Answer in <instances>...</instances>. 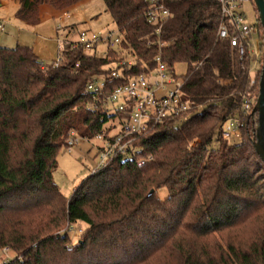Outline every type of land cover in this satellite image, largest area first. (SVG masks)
<instances>
[{"label":"trees","instance_id":"trees-1","mask_svg":"<svg viewBox=\"0 0 264 264\" xmlns=\"http://www.w3.org/2000/svg\"><path fill=\"white\" fill-rule=\"evenodd\" d=\"M17 1L18 17L30 24L42 4L61 9L82 0ZM104 1L123 35L105 56L68 47L59 65L43 66L32 46L0 45V247L16 252L2 264H149L156 257L161 264H264V160L253 112L262 67L253 75L250 54L219 37L217 0H162L171 16L160 34L147 21V0ZM159 54L173 70L186 65L183 90L193 112L137 138L151 160L117 155L68 198L54 179L68 135L92 136L112 117L102 104L90 108L88 84L126 59L133 60L126 74L145 71ZM244 95L254 99L250 111ZM235 114L244 120L238 142L222 136ZM77 222L86 228L73 242ZM248 222L247 242L211 243Z\"/></svg>","mask_w":264,"mask_h":264},{"label":"built area","instance_id":"built-area-1","mask_svg":"<svg viewBox=\"0 0 264 264\" xmlns=\"http://www.w3.org/2000/svg\"><path fill=\"white\" fill-rule=\"evenodd\" d=\"M147 1L149 3L146 11L147 21L154 25L157 33L160 34L163 24L171 16V11L162 0ZM217 1L223 17L218 30L219 37L229 38L232 46L237 47L241 54L246 52L250 54L253 71V64L260 66L262 60L264 61V45L262 47L260 44L262 37L258 27L248 22V14L244 10L245 3L252 0ZM69 16L70 12L64 10L60 13V20ZM6 21L0 19V30L4 29ZM254 31L258 33L257 38H253ZM122 37V32L118 28L116 31L106 33L94 32L88 28L60 22L57 26L56 37L59 58L54 61V65L57 66L62 62L64 52L68 47L71 50L81 49L84 52L93 53L97 45L104 42L107 44V52L109 48H116L121 43ZM132 63V59L116 63L107 75L93 80L87 86L86 91L93 95L90 108L95 109L101 104L104 105L112 115L110 120L92 136L81 135L76 130H72L67 137L69 151L83 141L95 149V164L91 169L92 173L104 167L110 159L117 155L137 157L139 164L151 160L152 154L143 155L144 147L137 144V138L151 126L167 118L184 119L186 114L194 110L193 103L183 90V78L176 75L175 70L161 54L155 57L153 67H147V70L135 75L126 74V67H131ZM42 64L45 66L46 63L42 62ZM121 78L125 79L114 85ZM112 84L113 87L109 89ZM243 99V110L250 111L254 99L249 95H244ZM243 126L242 117L238 114L232 115L223 126V138L229 140L240 138ZM3 249L5 255L8 256L11 249L9 247Z\"/></svg>","mask_w":264,"mask_h":264},{"label":"rangeland","instance_id":"rangeland-1","mask_svg":"<svg viewBox=\"0 0 264 264\" xmlns=\"http://www.w3.org/2000/svg\"><path fill=\"white\" fill-rule=\"evenodd\" d=\"M19 3L16 0H0V18H6L9 22L4 31L0 30V45L14 47L18 43H25L31 45L39 57L45 63H52L59 58L58 42L54 39L57 37V26L60 22L63 24L77 25L80 28H88L94 32L102 31L104 33L109 31H116L117 26L111 13L107 10L104 0H82L81 2L71 5L67 8L58 9L61 13L64 10L70 12V16L60 20V15H48L38 25L36 23H25L21 20L17 11ZM57 9V8H56ZM244 10L248 14V22L254 25L257 21V12L252 1L246 2ZM253 38H257L258 33L254 31ZM75 35V34H74ZM261 46L264 45V34L261 33ZM54 37V39H53ZM75 37V36H73ZM107 44L102 42L93 50L98 56H103L106 52ZM262 63L252 65L254 75L257 70L262 67ZM175 73L183 78L186 72V65L184 63H176L174 66ZM239 138H233L230 141L238 142ZM94 148L83 141L69 151L62 149L58 155V165L54 171V179L59 185L61 191L68 198L72 196L75 188L81 181L92 173V167L95 164ZM162 197L167 196V190L164 188L160 191ZM253 223V221H252ZM248 222L240 228L231 229L224 233V235L215 234L211 239V243L224 244L226 241L239 240L247 242L251 236L253 224ZM86 224L84 222H77L70 228L72 241L77 242L83 237L81 229L85 231ZM225 238H224V237ZM9 256V257H8ZM8 256L5 255L4 249L0 247V264L13 259L16 256L14 250H10ZM169 258V257H167ZM164 258L156 257L150 261L149 264H161Z\"/></svg>","mask_w":264,"mask_h":264},{"label":"water","instance_id":"water-1","mask_svg":"<svg viewBox=\"0 0 264 264\" xmlns=\"http://www.w3.org/2000/svg\"><path fill=\"white\" fill-rule=\"evenodd\" d=\"M256 9L259 12V19L264 27V0H254ZM258 113V125L256 129L255 148L260 157L264 160V61L262 64L261 78L259 82V95L253 108ZM154 190L151 191L153 193Z\"/></svg>","mask_w":264,"mask_h":264},{"label":"crops","instance_id":"crops-1","mask_svg":"<svg viewBox=\"0 0 264 264\" xmlns=\"http://www.w3.org/2000/svg\"><path fill=\"white\" fill-rule=\"evenodd\" d=\"M17 1V0H16ZM18 2V1H17ZM19 3V2H18ZM54 12H55V14H54ZM60 13H61V11L60 10H58V9H56L54 6H52V5H50V4H42L40 7H39V9H38V12H37V20H36V25L38 24H40L43 20H44V18H46L48 15H52V14H54V16H58V15H60ZM0 19H4V20H7L6 21V23H5V26H4V29L2 30V31H4L5 29H6V25H7V23L9 22V20L8 19H6V18H0ZM26 23V22H25ZM53 39H54V37H53ZM54 40H56V39H54ZM57 41V40H56ZM18 44H22V45H28V44H23V43H18ZM29 46H31V45H29ZM43 62V61H42ZM43 63H45V62H43Z\"/></svg>","mask_w":264,"mask_h":264}]
</instances>
